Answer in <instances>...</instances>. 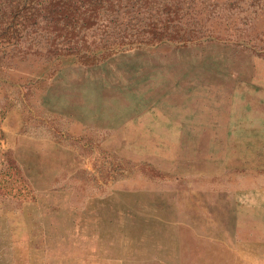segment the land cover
I'll return each mask as SVG.
<instances>
[{
  "label": "rangeland",
  "instance_id": "1",
  "mask_svg": "<svg viewBox=\"0 0 264 264\" xmlns=\"http://www.w3.org/2000/svg\"><path fill=\"white\" fill-rule=\"evenodd\" d=\"M110 5L0 32V264H264V0Z\"/></svg>",
  "mask_w": 264,
  "mask_h": 264
},
{
  "label": "trees",
  "instance_id": "2",
  "mask_svg": "<svg viewBox=\"0 0 264 264\" xmlns=\"http://www.w3.org/2000/svg\"><path fill=\"white\" fill-rule=\"evenodd\" d=\"M82 1L90 5L95 4L97 9L100 11H109L108 9L111 7V0H24V3L18 10V13L15 15L14 21L9 23L7 19L0 16V32L12 30L14 35H18L16 45L27 44L29 45V47H27L29 49L35 48V45L33 44H35V41L38 38L43 39L46 43H49V36L57 37L56 32L61 29L60 23H64V25L71 23L72 30L70 31V34L77 38L79 34L75 35L74 32L77 29L75 28L76 25L78 26L81 20H83L81 17L82 12L80 7V2ZM108 19H111V15H108ZM41 24L43 26L39 27ZM38 27L39 34L32 30H36ZM83 27L86 31L90 29L88 27V21L83 23L81 28ZM53 28H55L54 31ZM81 28L79 29L80 31ZM111 30L112 32L105 33L101 42L109 39L110 36H113L115 33L117 35L121 33V31H119L120 29H118L115 25L114 28H111ZM118 31L119 33H117ZM34 35L36 38L33 39L32 37ZM56 48V50H58L59 47ZM32 50L34 51L36 49ZM60 50L62 51L63 49Z\"/></svg>",
  "mask_w": 264,
  "mask_h": 264
}]
</instances>
